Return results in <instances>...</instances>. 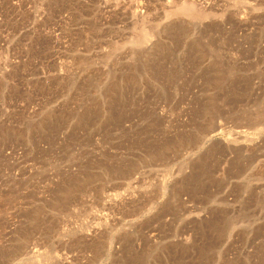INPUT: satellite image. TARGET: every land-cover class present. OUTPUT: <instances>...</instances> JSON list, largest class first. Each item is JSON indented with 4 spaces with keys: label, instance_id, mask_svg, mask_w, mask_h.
Returning a JSON list of instances; mask_svg holds the SVG:
<instances>
[{
    "label": "rangeland",
    "instance_id": "374dc122",
    "mask_svg": "<svg viewBox=\"0 0 264 264\" xmlns=\"http://www.w3.org/2000/svg\"><path fill=\"white\" fill-rule=\"evenodd\" d=\"M0 264H264V0H0Z\"/></svg>",
    "mask_w": 264,
    "mask_h": 264
},
{
    "label": "bare ground",
    "instance_id": "6f19581e",
    "mask_svg": "<svg viewBox=\"0 0 264 264\" xmlns=\"http://www.w3.org/2000/svg\"><path fill=\"white\" fill-rule=\"evenodd\" d=\"M181 10H182V12H184V13H189V12L195 10V9H194V6H193V5H190V4H183ZM221 125H223V124H220L219 127H220V128H223L224 126L221 127Z\"/></svg>",
    "mask_w": 264,
    "mask_h": 264
}]
</instances>
